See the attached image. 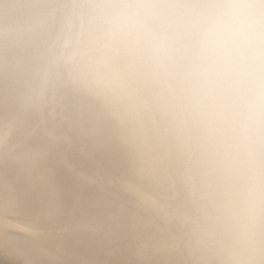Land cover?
I'll list each match as a JSON object with an SVG mask.
<instances>
[{
  "label": "clouds",
  "instance_id": "clouds-1",
  "mask_svg": "<svg viewBox=\"0 0 264 264\" xmlns=\"http://www.w3.org/2000/svg\"><path fill=\"white\" fill-rule=\"evenodd\" d=\"M39 16L36 106H87L99 179L151 188L177 250L264 264V0H49ZM130 205L89 220L125 227L148 210Z\"/></svg>",
  "mask_w": 264,
  "mask_h": 264
},
{
  "label": "water",
  "instance_id": "water-1",
  "mask_svg": "<svg viewBox=\"0 0 264 264\" xmlns=\"http://www.w3.org/2000/svg\"><path fill=\"white\" fill-rule=\"evenodd\" d=\"M47 2L0 0V170H6L8 190L18 193L26 213L16 218L1 203L0 233L27 240L37 264H209L194 246L177 250L162 220L153 219L154 211L163 216L164 210L151 188L133 182L118 191L99 179L104 129L86 105L66 99L36 106L48 47L39 11ZM28 32H34L32 38L22 40ZM130 197L148 210L125 227L89 220L119 204L130 207ZM0 255L13 264H29L1 246Z\"/></svg>",
  "mask_w": 264,
  "mask_h": 264
},
{
  "label": "bare ground",
  "instance_id": "bare-ground-1",
  "mask_svg": "<svg viewBox=\"0 0 264 264\" xmlns=\"http://www.w3.org/2000/svg\"><path fill=\"white\" fill-rule=\"evenodd\" d=\"M5 171V169L0 170V211L4 210L1 209L3 208V205H1V203H3L6 206V211L14 214L16 218H21L19 214H26L20 206L22 200L19 201L18 193L16 191L8 190L11 185L7 183L9 180H7V173ZM4 199H7L8 201H4ZM0 246L3 248V251L9 249L15 253H19L29 264H37L33 260L34 253L29 249L31 245H29L28 241L23 240L19 235L11 233H0ZM0 264L13 263L10 259H7L4 256L0 255Z\"/></svg>",
  "mask_w": 264,
  "mask_h": 264
}]
</instances>
